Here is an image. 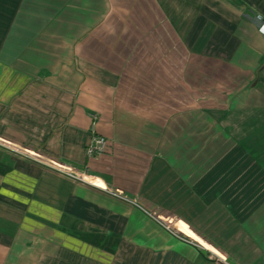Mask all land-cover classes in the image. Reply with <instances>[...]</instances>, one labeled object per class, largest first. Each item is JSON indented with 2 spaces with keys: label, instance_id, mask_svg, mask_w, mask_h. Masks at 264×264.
I'll list each match as a JSON object with an SVG mask.
<instances>
[{
  "label": "crops",
  "instance_id": "crops-1",
  "mask_svg": "<svg viewBox=\"0 0 264 264\" xmlns=\"http://www.w3.org/2000/svg\"><path fill=\"white\" fill-rule=\"evenodd\" d=\"M262 21L264 0H0V264H264Z\"/></svg>",
  "mask_w": 264,
  "mask_h": 264
},
{
  "label": "built area",
  "instance_id": "built-area-1",
  "mask_svg": "<svg viewBox=\"0 0 264 264\" xmlns=\"http://www.w3.org/2000/svg\"><path fill=\"white\" fill-rule=\"evenodd\" d=\"M259 33L261 35H264V21L261 22V26L259 28ZM92 131H94V125L92 127ZM106 149H107L106 141L103 138H101V137L94 136L93 139H92V143H91V145L89 146V148L87 150V155L91 159H99L100 157L103 156V154L105 153ZM57 170L59 172L63 171L62 174H64L67 177L73 178V179H77L79 176L85 177V182L87 184H88V179L91 180V181H95V179H91V178L87 177L86 175H81L77 171H75V170H73L71 168L63 167L61 165L57 166ZM82 179L83 178H80V180H82ZM77 180H79V179H77ZM102 185L103 184L101 183V186ZM174 225L177 227L178 223H175ZM171 228H173V226H171ZM205 255H207V254H205Z\"/></svg>",
  "mask_w": 264,
  "mask_h": 264
},
{
  "label": "rangeland",
  "instance_id": "rangeland-1",
  "mask_svg": "<svg viewBox=\"0 0 264 264\" xmlns=\"http://www.w3.org/2000/svg\"><path fill=\"white\" fill-rule=\"evenodd\" d=\"M59 166V165H58ZM68 168V167H66ZM80 178H83L81 181L85 182V177H82V176H79L77 179L80 180ZM101 181H98V180H95V181H91L88 179V184L91 185V186H101ZM93 183V184H92ZM100 189H105V185H102L100 187ZM164 217L168 218L170 220V222L172 223H178V226H182L184 227L185 229H187L189 231L190 234L194 235L196 237V239L198 238L196 236V234H193V232H191L190 228H188L187 226H184L182 225L181 223H179V221L177 219H173L172 217H169V216H165ZM173 224V225H174ZM165 227V226H164ZM166 229L170 230L171 233H173L175 236H177L178 238H180L181 240L185 241V242H188L189 244L191 245H194V246H197L198 248H202L205 252H208L209 253V245L205 242H203V240L201 239H197L198 241L196 240H193V239H188L187 236H185L184 234H182V232H180L179 230H177L176 228H171V227H165ZM201 240V241H200ZM209 246V247H208ZM220 254V253H219ZM221 255V254H220ZM222 256V255H221ZM215 256H212V257H209L208 259L209 260H212V261H216V262H220L218 259L214 258ZM229 259V258H228Z\"/></svg>",
  "mask_w": 264,
  "mask_h": 264
},
{
  "label": "bare ground",
  "instance_id": "bare-ground-1",
  "mask_svg": "<svg viewBox=\"0 0 264 264\" xmlns=\"http://www.w3.org/2000/svg\"><path fill=\"white\" fill-rule=\"evenodd\" d=\"M101 158V157H100ZM62 166V165H61ZM63 167H66V166H63ZM63 172V171H62ZM100 183H102L103 184V182H100ZM104 185V184H103ZM149 212H150V214L156 219V221L159 223V224H161V225H163V226H165V227H171V226H173L174 228H176L177 230H179L180 232H182V234H184L185 236H187L188 237V239H193V240H196V241H198L197 239H196V237L195 236H193L192 234H190L189 232H188V230H186L184 227H182V226H175V225H173L174 223L172 222H170V220L168 219V218H166V217H164L162 214H160V213H158V212H156V211H153V210H149ZM213 252V251H212ZM213 253H215V252H213ZM214 258H216V259H218L220 262H222L223 264H233V263H231L229 260H227L226 258H224L223 256H221L220 254H216L215 255V257Z\"/></svg>",
  "mask_w": 264,
  "mask_h": 264
}]
</instances>
